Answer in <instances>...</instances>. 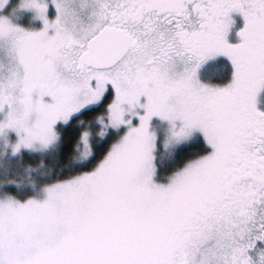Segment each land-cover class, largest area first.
I'll return each mask as SVG.
<instances>
[{"label":"snow or ice","instance_id":"6c2138e0","mask_svg":"<svg viewBox=\"0 0 264 264\" xmlns=\"http://www.w3.org/2000/svg\"><path fill=\"white\" fill-rule=\"evenodd\" d=\"M0 264H264V0H0Z\"/></svg>","mask_w":264,"mask_h":264}]
</instances>
